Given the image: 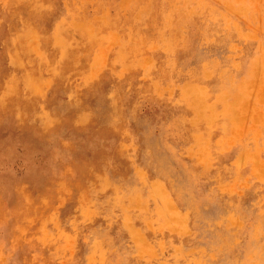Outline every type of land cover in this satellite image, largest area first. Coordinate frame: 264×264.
Instances as JSON below:
<instances>
[{
	"label": "rangeland",
	"instance_id": "1",
	"mask_svg": "<svg viewBox=\"0 0 264 264\" xmlns=\"http://www.w3.org/2000/svg\"><path fill=\"white\" fill-rule=\"evenodd\" d=\"M0 264H264V0H0Z\"/></svg>",
	"mask_w": 264,
	"mask_h": 264
}]
</instances>
